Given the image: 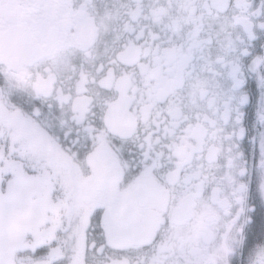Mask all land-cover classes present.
<instances>
[{"label": "snow or ice", "instance_id": "obj_1", "mask_svg": "<svg viewBox=\"0 0 264 264\" xmlns=\"http://www.w3.org/2000/svg\"><path fill=\"white\" fill-rule=\"evenodd\" d=\"M0 264H264V0H0Z\"/></svg>", "mask_w": 264, "mask_h": 264}, {"label": "flooded vegetation", "instance_id": "obj_2", "mask_svg": "<svg viewBox=\"0 0 264 264\" xmlns=\"http://www.w3.org/2000/svg\"><path fill=\"white\" fill-rule=\"evenodd\" d=\"M250 126L253 127L254 133L256 134L254 110H250V115H249V118H248V128H249ZM249 137H251V136H250V133H249ZM245 146H246L247 154H248L249 157L251 158L252 145H251V141H250V139H246V141H245Z\"/></svg>", "mask_w": 264, "mask_h": 264}]
</instances>
